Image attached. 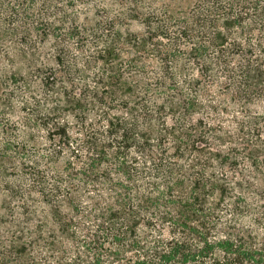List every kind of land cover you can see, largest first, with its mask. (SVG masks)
Listing matches in <instances>:
<instances>
[{
  "label": "trees",
  "instance_id": "1",
  "mask_svg": "<svg viewBox=\"0 0 264 264\" xmlns=\"http://www.w3.org/2000/svg\"><path fill=\"white\" fill-rule=\"evenodd\" d=\"M264 0H0V264H264Z\"/></svg>",
  "mask_w": 264,
  "mask_h": 264
},
{
  "label": "rangeland",
  "instance_id": "2",
  "mask_svg": "<svg viewBox=\"0 0 264 264\" xmlns=\"http://www.w3.org/2000/svg\"><path fill=\"white\" fill-rule=\"evenodd\" d=\"M260 183H261V185H263V187H264V181H261Z\"/></svg>",
  "mask_w": 264,
  "mask_h": 264
}]
</instances>
